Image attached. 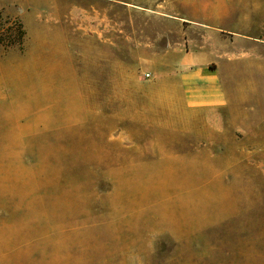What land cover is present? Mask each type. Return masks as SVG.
Listing matches in <instances>:
<instances>
[{"label":"rangeland","instance_id":"1","mask_svg":"<svg viewBox=\"0 0 264 264\" xmlns=\"http://www.w3.org/2000/svg\"><path fill=\"white\" fill-rule=\"evenodd\" d=\"M0 8L26 32L0 44V264H264V0ZM204 65L211 142L177 89Z\"/></svg>","mask_w":264,"mask_h":264},{"label":"crops","instance_id":"2","mask_svg":"<svg viewBox=\"0 0 264 264\" xmlns=\"http://www.w3.org/2000/svg\"><path fill=\"white\" fill-rule=\"evenodd\" d=\"M186 58L191 60L192 57ZM180 80L182 86L177 89L182 95L183 100H181L186 110L191 111L189 120H182L181 124L191 127L202 125L204 128L200 133L198 131L194 138L201 142H211L214 135L212 133L208 134L207 131H213L214 119L211 117L206 118V116L223 109L229 104V96L224 89L221 77L217 72L209 70L208 66L204 65L181 75ZM170 93L174 94L172 90ZM173 100L177 99L173 97ZM199 119L202 121L199 122Z\"/></svg>","mask_w":264,"mask_h":264},{"label":"trees","instance_id":"3","mask_svg":"<svg viewBox=\"0 0 264 264\" xmlns=\"http://www.w3.org/2000/svg\"><path fill=\"white\" fill-rule=\"evenodd\" d=\"M25 35L23 24L19 20L5 17L0 8V44L5 48L22 47Z\"/></svg>","mask_w":264,"mask_h":264},{"label":"built area","instance_id":"4","mask_svg":"<svg viewBox=\"0 0 264 264\" xmlns=\"http://www.w3.org/2000/svg\"><path fill=\"white\" fill-rule=\"evenodd\" d=\"M150 75L149 74H146V77H149Z\"/></svg>","mask_w":264,"mask_h":264}]
</instances>
